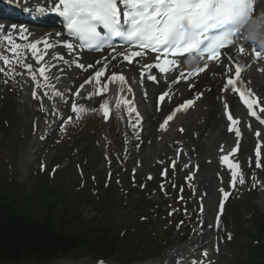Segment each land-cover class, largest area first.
<instances>
[{"label": "rangeland", "instance_id": "obj_1", "mask_svg": "<svg viewBox=\"0 0 264 264\" xmlns=\"http://www.w3.org/2000/svg\"><path fill=\"white\" fill-rule=\"evenodd\" d=\"M44 32H46L45 28L40 29L39 35ZM19 37L13 36L12 39L15 44L22 47L25 42ZM13 47L14 44L10 45L7 42L3 44L0 40V63L2 62L0 69H3L0 71V184L6 188H12L23 200L28 197L27 195L35 197L37 191L45 187L47 189L52 187L55 192L67 198L65 204L71 201L70 196L82 194L83 197H87L80 202V210L84 217L90 219L110 216L115 224H120V229L128 227L124 235L125 239L130 235L137 237V228H142L138 232L140 237H137L135 241L145 238L153 245L146 253H143L149 259L135 264H153L155 260L161 264L166 254L183 245L184 237L191 236L190 234L200 221H204V227L212 225L218 200L224 191H230L231 199L222 215L220 226L215 230V235L209 237L218 241L221 237L226 238V245L221 246V264H246L247 243L253 242L250 235L258 233L257 220L264 219V187L261 185L264 180V148L263 166L256 168L252 164L251 151L254 140L251 133L247 130L243 132L238 159L242 164L245 183L240 184L238 181L236 189L229 188L228 171L221 169L219 147L218 149L215 147L214 150L209 147L206 151L208 153L213 150L216 152V157L205 153L206 155H202L197 161L199 152L188 153L186 155L188 157L183 159L184 161H179L173 168L169 160H163L161 157L162 160L159 159L160 137L154 133L152 136L148 135L146 140L148 144H144L151 148V151H145V153L143 149L136 150L139 154L141 153L137 160L129 159L130 157L126 156L129 146L125 138H127L126 135L132 136V134L126 132L121 103L118 109L116 106L108 109L107 118L112 119L105 124L104 121L108 119L98 114V112L104 113L105 98L99 97L96 102L93 96L88 98L87 92H82L81 97L74 96V99H69V103L75 102L78 105V112L72 113L70 107H64L63 116L72 115L74 120L72 122L65 120L64 124H61L59 129H56L40 146L38 141L42 136L37 134H40L43 125L45 129L48 123L46 120L48 114H45L46 109L43 108L44 95L42 89L36 87L35 80L32 79L28 69L14 58L16 53L11 51ZM18 52L21 55L22 51L18 50ZM4 57L8 59V64L4 63ZM32 71H35L34 67ZM207 76L211 77V75ZM6 80L7 83H5ZM153 85L156 84H152L151 87ZM72 89L74 91L75 87ZM161 90L152 89L153 102L155 95ZM140 96L147 102L146 89ZM211 99H213L212 95ZM36 104H40L41 107L35 112L31 111V113L25 108L26 105L35 107ZM81 105L85 108L83 113L79 112ZM157 114L158 117L156 120L153 119L152 126L155 130L158 129L157 124L162 117L159 113ZM77 116H79L78 119ZM150 123L152 124L151 117L146 129L147 134L150 133ZM49 124L52 125V123ZM216 133L218 136L221 134L218 129ZM199 134L193 135L199 136ZM206 136L205 133L204 137ZM190 137H192L191 134ZM223 137L221 146L224 145V148L230 151L235 137L227 134L224 129ZM215 139L216 137L212 141ZM138 146L137 142L135 149ZM195 147H192L193 150L196 149ZM142 155L147 157L150 155L149 163L145 168L140 158ZM193 161L199 164L197 165L198 170L200 169L197 172L198 175L192 172ZM134 169L138 170L136 174ZM164 171L167 174L165 178L162 177ZM201 173L204 177L208 176L213 180L215 192L207 191L208 197L204 201L207 207L203 214H201L198 199L203 188L201 187L198 191L196 186V180L201 178ZM132 175L135 176V180H130ZM150 178H155L154 182H149ZM160 178L162 182L159 186L163 188L161 191L157 183ZM102 184H106V187L101 188ZM142 185H145L147 189L143 190ZM183 189L189 193L187 196L183 194ZM211 198H214V202ZM164 200L167 202L165 203ZM210 207L211 213L208 214ZM71 208L72 206L67 207V210L70 211ZM144 215L150 219L148 235L142 232L144 227L139 223ZM227 234H230V240L227 239ZM212 245L213 242H210V248ZM153 248L156 254L151 250ZM216 257L218 256L213 255L212 259ZM172 258L174 262H178L177 258L174 256ZM68 261L78 264H97L91 258L76 261L60 259L57 263L65 264ZM108 262L119 264L114 260Z\"/></svg>", "mask_w": 264, "mask_h": 264}, {"label": "snow or ice", "instance_id": "obj_2", "mask_svg": "<svg viewBox=\"0 0 264 264\" xmlns=\"http://www.w3.org/2000/svg\"><path fill=\"white\" fill-rule=\"evenodd\" d=\"M6 2L15 8H19L21 11L31 14L29 7L21 8L22 0H6ZM259 0H53V7L51 9L41 8L39 12L44 14L56 13L64 20L65 33H56V36H66V38H74L76 43L80 44V47L92 51H103L105 48L116 51L113 44L114 38H119L124 41L126 45H135L137 51L131 52V57H147L149 53L164 54L165 58L162 63H156L155 67L159 68L161 73L170 74V82L175 85H179L181 80L187 81L188 76L185 75V65L190 63L195 65L189 72V75L198 74L204 72L206 69L210 72L213 67L220 66L219 57L220 49L225 48L226 45H233L238 49L239 53H243L245 39L244 30L246 26L252 20L258 22L264 21V16H261L260 12L256 11V5ZM123 5V9L120 7ZM39 17H33L37 19ZM5 25L0 23V38L8 44L15 46L11 49L17 55V59L20 63H23V58L20 57L18 50L19 44H15L12 39L13 31L18 34L24 33L27 30L23 26L12 24L10 29L5 32ZM26 39V37H24ZM251 42V41H250ZM40 42L29 43L24 47L31 50V55L36 57L37 63L44 61L45 56L48 60L45 61V66L38 69L39 76L43 78L45 83H41L37 80V74L32 71L33 65L28 63L24 65L32 79L36 81V87L38 88H52L55 91V97L58 98V103L61 107L53 113L55 116H61L64 107H70L72 113L78 112V105L75 102L69 103L68 93H72L75 97H81V92L73 91L70 87V83L63 84V87H58L57 84L52 83L54 80H59L52 71L55 68V61L57 59L64 60L63 56L57 57L56 54H49L48 49L60 46V43L66 45L69 52L77 50L74 43L68 42L67 39L63 42H58L57 45L44 42L45 47L43 50L37 48ZM252 43V50L255 56L258 58H264V49L257 50L256 43ZM228 53L232 52V49H226ZM129 49L122 47L117 55H122L125 60L131 62V57L128 55ZM172 58H168V57ZM216 60L218 63L211 67L205 61ZM180 57H183L181 60ZM160 55L153 57L154 61H159ZM102 65L103 69L108 67V64L112 60H116V56H112L109 60ZM235 60V79L229 78L227 80V86L224 88L225 92L235 91L239 92L241 97L245 96V85L249 83L246 78V74L242 76L241 63L235 56L226 54L224 57V69L231 71L228 65ZM4 63L8 64L9 61L4 57ZM95 63H101L97 60ZM140 61H137L139 64ZM203 63V66L200 64ZM144 64L147 67H152L147 59L144 60ZM119 65H113L116 68ZM77 66L80 69L85 68L84 62H77ZM92 68L93 64L87 65ZM3 71V69H0ZM20 74V73H17ZM104 75L103 70L96 71L95 77H101ZM149 78L153 81L157 80L156 75H150ZM111 82H120V90H124L126 83V77L124 75H117L113 72L111 76ZM8 81L6 80L5 83ZM85 83H93L92 78H89ZM99 85V81H96ZM237 84L239 86L237 87ZM83 89L84 85H80ZM107 86L103 91H107ZM129 90H131L129 88ZM178 91V89H177ZM251 94V93H249ZM45 97L49 96L48 92H44ZM93 93H89L88 98L92 97ZM170 92L165 91L159 96L161 101L165 100L166 96H169ZM203 93H199L195 99H199ZM34 98L36 93H33ZM195 99H188L186 102L181 103L175 107L174 111L167 115L163 122L162 129L166 130L170 121H173L174 117L181 113L186 114L187 110L192 108L195 103ZM256 101H249L244 99V104L248 109H252L253 103ZM124 103H130L125 100ZM108 101L104 102L105 115L107 112ZM117 109L120 107L119 102L116 103ZM85 108L79 106V112L83 113ZM135 111V109H133ZM261 112H264V107L260 108ZM251 115L256 117L261 125H264V119H261L257 115L256 111H252ZM77 119L79 116L76 117ZM233 125L240 123L238 118H234V110L227 117ZM72 122L74 117L72 115L63 116L60 120L61 124L64 122ZM182 131V129H181ZM229 131H233L229 128ZM235 134L240 136L239 129L235 130ZM257 136H260V132H256ZM223 150V149H221ZM223 161L229 163L228 156L222 157ZM175 167V162L173 163ZM259 166V165H257ZM232 168L238 169L239 163L231 164ZM198 169V166H196ZM166 175V172L164 173ZM233 187H235L237 173L233 172ZM255 180V178H253ZM239 183L244 184L245 178L242 174L239 176ZM255 186V185H253ZM229 193L225 192L224 196L227 199ZM220 211H223V204L220 206ZM202 210V209H201ZM231 238L229 234V239ZM103 264V262H101Z\"/></svg>", "mask_w": 264, "mask_h": 264}, {"label": "bare ground", "instance_id": "obj_3", "mask_svg": "<svg viewBox=\"0 0 264 264\" xmlns=\"http://www.w3.org/2000/svg\"><path fill=\"white\" fill-rule=\"evenodd\" d=\"M34 0H25V2L27 4H32ZM38 1L39 3H43L46 4L49 0H35ZM257 8H258V12H260L261 16H264V0L263 1H259L257 4ZM14 17H19V16H15L13 15L12 18ZM7 18V17H6ZM25 24V23H24ZM19 26H23L27 31L24 33L19 34L21 36V38L25 39L24 37H26V39L30 36L31 31L30 28L28 26L25 25H19ZM5 32L8 31L7 27L5 26L4 29ZM56 33H61L58 30H55L54 32L50 33L49 35L45 36L44 38H40L42 39L41 42L37 45V48L40 50H43L45 47L44 42L47 41L48 43H52L53 45H57L58 42L60 41H65L63 35L62 36H56ZM32 41H37L36 39L32 40ZM32 41H30L29 43H31ZM28 43V44H29ZM244 52L243 53H239L238 49L236 47L232 48V52L228 53L226 52V54H230L236 57V59H238L241 63V67L243 69L242 71V76H244L246 74V78L249 81L248 84H246L245 86L247 88L250 89H256L258 90L261 95H262V101H264V59L263 58H258L255 56V53L252 50V43L250 41H246L244 42ZM256 48L257 50L260 49H264V46L259 45L258 43H256ZM121 49L116 50L113 54L117 55V52L120 51ZM49 52V54H56L57 57L59 56H65L64 60H60L57 59L56 61H59V63L56 65L55 68H52L51 71L57 76L59 77V80H54L52 81V83L57 84L58 87H63V84L65 83H70V87L74 88V87H78L79 85H82L86 80L84 79V71L86 68L84 69H80L77 68L76 62H84L85 64L93 62V59H98L101 63L97 64V67H92L90 68V73L92 75V80L93 83L89 84V90H92L94 87H96V81L98 80L99 82H101L104 77H106L108 79V86H107V101L108 103L111 100H114L115 102L117 101V99L119 97H121L124 94L126 85H124V90L121 91L120 90V82L117 83H112L111 82V77L109 78L107 75V71H109L110 69H113V65L116 64V60H112L111 61V65L110 67L103 69L102 65L104 64V62H106V60L104 62H102L101 60V56L100 55H92V54H88L87 56H81V59H76L74 58V54L75 53H79V51H74V52H69L63 45H60L58 47H53L51 50H47ZM113 55H108V59L110 60L111 57ZM152 55H148L147 57H136L131 64H129V62L126 63V65H134L132 68L135 69L137 68L138 70V74L141 75V73L145 70V64H144V60L147 59L150 63H155V62H161L162 58L159 61H154L153 60ZM224 57H222L221 59V64L218 67H213L212 70L209 72L207 69L204 72H201L199 74H192L189 75V73L185 74L186 76H188V80L184 81L181 80L179 85H175L172 84L171 86H169V81L166 83L163 81V79L160 80V82L158 83V87L156 86L157 89L161 88L164 90H167L170 92V95L166 97V99L169 100L168 106L169 105H176L179 100H188V99H195V97L199 94V93H203L202 96H200L199 99H195V103L194 106L190 109L187 110V113L184 114L183 111L181 113H179L178 117L171 122L170 124H168V126L166 127V130H162L161 132H157L155 129H153V119L155 120L158 116L157 113L151 108L152 106V99H153V93H152V89L149 90L148 87V91H149V98L148 101H142L141 100V105L144 107L143 111L146 113V115L148 116V122H149V117H151L152 119V124H151V128H150V133L148 134L149 136H152L154 133H157V136L160 137V142L159 145L161 146L159 148L160 151V155H159V159L162 160L164 158H170V160H175L177 157L176 153V149L177 147H182L183 146V151L181 152V158H185L188 157L186 156L188 153L190 154H196L197 152H199V157H197V161L200 159V157L202 155H204L206 153V151H208V148L211 147L213 150L215 147H218L221 145L222 141L224 140L223 137V129L225 130V128L227 127V122L225 121L224 115H223V103L221 102V97L224 96L225 97V101L224 102H230L233 101L232 103L234 104V106L232 107V111L234 110V113L236 114V116L240 117L242 119V125L243 127H251L253 124L252 120H249L245 117L241 107L237 104V100L235 95L228 91L225 92L223 91V88L225 87V77H228L231 73H233L235 71V60L228 65V68L231 69V71H226L223 67L224 65ZM93 58L91 61L90 59ZM48 60V57L45 56V60L44 61H39V63H37L36 57L33 58V63L36 65V70H37V76H38V80L41 83H45L43 78L41 80V77L39 76L38 73V69L40 67H44L45 66V61ZM117 60H124L123 58H118ZM137 61H140L139 64H137ZM208 63V62H207ZM209 66L211 67L212 65H215L214 63H208ZM200 66H203V63L200 64ZM195 67V65H192L190 63H187L185 65V68L187 70H191ZM103 70L104 75L99 78V77H95V72L96 71H100ZM151 71H155V74L158 78H168L170 77V74H161L158 70H155V67L152 66L150 67L148 70L145 71V74L148 75L150 74ZM122 72V71H119ZM117 71L116 74L119 73ZM122 75H126L125 77L127 78L128 81L131 80V76H130V72H122ZM209 74H212L211 77L207 76ZM202 77V78H201ZM147 82V81H146ZM72 85H75L74 87H72ZM150 86V85H149ZM88 88V83H86L84 85V90H87ZM178 89V91H177ZM44 92H48L49 96H47V98H49V102L48 103H44L43 108L46 109L45 114H48V116L46 117V120H48L49 123H52V125L47 124V127L44 129L43 126V131L41 132L42 137H40L38 144H41L40 146H42V138L45 135H48L49 133H51L53 131V129L51 128L54 124V122L58 121V117L59 116H55L53 115V113L57 110L58 107H61V105L58 103V98L55 97V91L52 88L46 87ZM211 95L212 98L211 99ZM68 97L72 98L73 95L72 93H68ZM141 97V96H140ZM181 103V102H180ZM47 105V106H46ZM148 106V107H147ZM41 107V105H35V107H31L29 106H25L26 110L29 112H35L37 108ZM30 109V110H28ZM63 111L62 113L64 112ZM150 109V110H149ZM31 112V113H32ZM45 120V121H46ZM203 122V123H201ZM42 124V121H41ZM206 125V127H204ZM148 127V125H147ZM139 128L137 126H135L134 122L131 120V122L127 125V132L128 134H133L136 129ZM180 128L182 129V131H180ZM203 128H205V130H202ZM216 129H218L220 131V136H218V133L215 134ZM196 133H200L199 136H194L193 134ZM206 133V137H204ZM190 134L192 135V137H190ZM215 134V135H214ZM222 135V138H221ZM132 139L130 141L129 144V159L133 160L136 159L138 157L139 152H137L136 150L141 151L142 149L147 152L151 151V148H149L148 146L144 145L145 143L148 144V141L144 142L142 145L138 146L137 149L136 148V143L135 140H133V135L130 136ZM201 137H203V141L201 140ZM216 137V139L214 141H212V139ZM205 140H207V142H205ZM219 140V141H218ZM134 146V147H133ZM193 146H196L195 150H193ZM210 151L206 154H212L214 157H216V152L214 151ZM143 152V151H142ZM146 153V152H145ZM151 154V153H150ZM189 154V158L190 155ZM205 154V155H206ZM162 159H161V158ZM141 158V161L144 165V168L147 167L148 165V161L150 159V155L147 157L146 155ZM194 158V156H193ZM215 159V158H214ZM137 160V159H136ZM149 167V166H148ZM201 178L198 179L197 181V189L198 191L200 190V188L202 187V191L200 193L202 200L205 201L206 198L208 197V193L207 191L210 193V191L214 192V182L210 177H204L201 173ZM215 193V192H214ZM216 195V194H215ZM215 198V197H214ZM214 198H211L212 201L214 202ZM211 207H210V212H209V208L207 213H211ZM198 233H200L198 235ZM196 236V238L191 240V245L193 246H198L202 244L204 245V247L210 248V244L208 238L205 236V234L198 230L197 232H195L194 234ZM198 235V236H197ZM203 248L200 249H196L197 251V256H200V251ZM187 251H186V247L183 248H179V249H175L171 255H165V258L163 259V261H168V259H172V261H175L174 258H172V256H174L175 258L178 259V264H187L188 260L187 257L190 256H186ZM179 258H178V257ZM196 257L195 255H192L189 264L192 263L193 258ZM206 259H211L212 254L209 255H205L203 256ZM180 259V260H179ZM216 262H220V257H216ZM78 264V263H72L71 261L66 262L65 264ZM82 264V263H79Z\"/></svg>", "mask_w": 264, "mask_h": 264}, {"label": "trees", "instance_id": "obj_4", "mask_svg": "<svg viewBox=\"0 0 264 264\" xmlns=\"http://www.w3.org/2000/svg\"><path fill=\"white\" fill-rule=\"evenodd\" d=\"M0 197V263L35 262L55 264L58 259H115L135 261L145 253L141 243L120 238V224L112 219H85L80 211L82 194L72 195L66 202L63 195L39 191L38 204L29 195L21 203V196L10 193ZM73 208L67 214L66 206ZM257 262L264 264V244L251 246ZM261 257V259L259 258Z\"/></svg>", "mask_w": 264, "mask_h": 264}, {"label": "clouds", "instance_id": "obj_5", "mask_svg": "<svg viewBox=\"0 0 264 264\" xmlns=\"http://www.w3.org/2000/svg\"><path fill=\"white\" fill-rule=\"evenodd\" d=\"M245 39L264 46V21L252 20L244 30Z\"/></svg>", "mask_w": 264, "mask_h": 264}]
</instances>
